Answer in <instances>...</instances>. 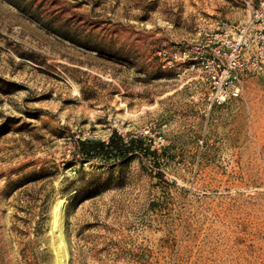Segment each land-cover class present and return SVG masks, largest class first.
I'll list each match as a JSON object with an SVG mask.
<instances>
[{
  "label": "rangeland",
  "instance_id": "rangeland-1",
  "mask_svg": "<svg viewBox=\"0 0 264 264\" xmlns=\"http://www.w3.org/2000/svg\"><path fill=\"white\" fill-rule=\"evenodd\" d=\"M250 13L0 0V264H58L60 212L67 264H264V66L225 67ZM115 132L152 153L82 157Z\"/></svg>",
  "mask_w": 264,
  "mask_h": 264
},
{
  "label": "built area",
  "instance_id": "built-area-1",
  "mask_svg": "<svg viewBox=\"0 0 264 264\" xmlns=\"http://www.w3.org/2000/svg\"><path fill=\"white\" fill-rule=\"evenodd\" d=\"M251 4V13L248 24L239 28L236 35L228 39L227 56L228 73L235 69L262 68L264 66V0H248ZM227 37V35H226ZM222 48H216L220 53ZM185 56L189 55L185 51ZM215 77V75H214ZM239 86H235L231 91L225 89L222 84L218 85L216 97L225 99L230 93L237 95Z\"/></svg>",
  "mask_w": 264,
  "mask_h": 264
},
{
  "label": "trees",
  "instance_id": "trees-1",
  "mask_svg": "<svg viewBox=\"0 0 264 264\" xmlns=\"http://www.w3.org/2000/svg\"><path fill=\"white\" fill-rule=\"evenodd\" d=\"M78 148L84 159H123L135 152L143 153L146 156L152 153L149 147L145 146L142 137H134L129 141H125L124 137L116 132L111 135L108 141L81 139Z\"/></svg>",
  "mask_w": 264,
  "mask_h": 264
},
{
  "label": "bare ground",
  "instance_id": "bare-ground-1",
  "mask_svg": "<svg viewBox=\"0 0 264 264\" xmlns=\"http://www.w3.org/2000/svg\"><path fill=\"white\" fill-rule=\"evenodd\" d=\"M61 214V212H60ZM57 225V242H56V254H57V263L58 264H67V252H66V244L64 241L63 227H62V219L60 218ZM63 216V215H62Z\"/></svg>",
  "mask_w": 264,
  "mask_h": 264
}]
</instances>
